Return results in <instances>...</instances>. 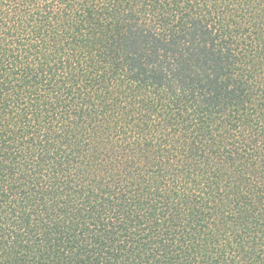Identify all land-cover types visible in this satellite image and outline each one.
Segmentation results:
<instances>
[{
	"label": "trees",
	"instance_id": "16d2710c",
	"mask_svg": "<svg viewBox=\"0 0 264 264\" xmlns=\"http://www.w3.org/2000/svg\"><path fill=\"white\" fill-rule=\"evenodd\" d=\"M0 264H264V0H0Z\"/></svg>",
	"mask_w": 264,
	"mask_h": 264
},
{
	"label": "clouds",
	"instance_id": "9594fccd",
	"mask_svg": "<svg viewBox=\"0 0 264 264\" xmlns=\"http://www.w3.org/2000/svg\"><path fill=\"white\" fill-rule=\"evenodd\" d=\"M57 6L59 7L60 5V0H56Z\"/></svg>",
	"mask_w": 264,
	"mask_h": 264
}]
</instances>
